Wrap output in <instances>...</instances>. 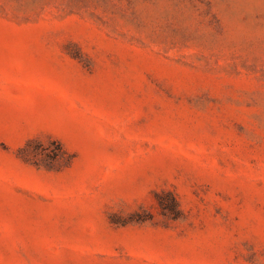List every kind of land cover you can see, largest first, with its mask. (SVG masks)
<instances>
[{
    "label": "rangeland",
    "instance_id": "rangeland-1",
    "mask_svg": "<svg viewBox=\"0 0 264 264\" xmlns=\"http://www.w3.org/2000/svg\"><path fill=\"white\" fill-rule=\"evenodd\" d=\"M0 264H264V0H0Z\"/></svg>",
    "mask_w": 264,
    "mask_h": 264
},
{
    "label": "trees",
    "instance_id": "trees-1",
    "mask_svg": "<svg viewBox=\"0 0 264 264\" xmlns=\"http://www.w3.org/2000/svg\"><path fill=\"white\" fill-rule=\"evenodd\" d=\"M25 150H27V147L22 148V151H25ZM160 204L164 208V210L166 211V213L168 211H170L172 213H177V211L179 210L178 201H177V199L175 198L174 195H171V200L169 202H167V203L162 202L160 200Z\"/></svg>",
    "mask_w": 264,
    "mask_h": 264
}]
</instances>
